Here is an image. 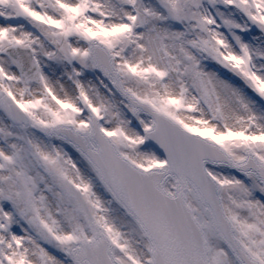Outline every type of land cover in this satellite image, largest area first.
Wrapping results in <instances>:
<instances>
[{
  "label": "snow or ice",
  "instance_id": "snow-or-ice-1",
  "mask_svg": "<svg viewBox=\"0 0 264 264\" xmlns=\"http://www.w3.org/2000/svg\"><path fill=\"white\" fill-rule=\"evenodd\" d=\"M0 264H264V0H0Z\"/></svg>",
  "mask_w": 264,
  "mask_h": 264
}]
</instances>
